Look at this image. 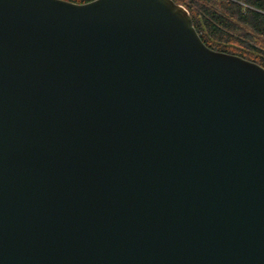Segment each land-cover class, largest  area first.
Wrapping results in <instances>:
<instances>
[{
  "label": "water",
  "instance_id": "obj_1",
  "mask_svg": "<svg viewBox=\"0 0 264 264\" xmlns=\"http://www.w3.org/2000/svg\"><path fill=\"white\" fill-rule=\"evenodd\" d=\"M0 264H264V66L174 0H0Z\"/></svg>",
  "mask_w": 264,
  "mask_h": 264
},
{
  "label": "trees",
  "instance_id": "obj_2",
  "mask_svg": "<svg viewBox=\"0 0 264 264\" xmlns=\"http://www.w3.org/2000/svg\"><path fill=\"white\" fill-rule=\"evenodd\" d=\"M174 1L188 9L207 46L264 66V0H244L253 7L247 10L236 0Z\"/></svg>",
  "mask_w": 264,
  "mask_h": 264
},
{
  "label": "built area",
  "instance_id": "obj_3",
  "mask_svg": "<svg viewBox=\"0 0 264 264\" xmlns=\"http://www.w3.org/2000/svg\"><path fill=\"white\" fill-rule=\"evenodd\" d=\"M238 1L242 6L244 10H247L248 8H253L251 5H249L247 2H245L244 0H236Z\"/></svg>",
  "mask_w": 264,
  "mask_h": 264
}]
</instances>
